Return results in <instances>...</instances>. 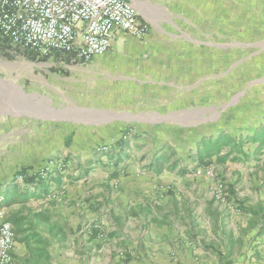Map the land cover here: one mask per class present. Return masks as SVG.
<instances>
[{
    "label": "rangeland",
    "instance_id": "374dc122",
    "mask_svg": "<svg viewBox=\"0 0 264 264\" xmlns=\"http://www.w3.org/2000/svg\"><path fill=\"white\" fill-rule=\"evenodd\" d=\"M246 1L253 8L257 5V0ZM161 2L151 12L159 27L154 24L147 40L127 36L120 49L110 50L88 66L49 65L47 61L36 62L22 54L0 51V172L24 155L35 160L45 153L48 159L59 161L63 142L55 133L93 129L94 122L104 117L92 110L109 111L105 117L113 120L102 129L109 131L112 126L129 123V133L138 141L133 153L136 157L125 163L129 166L124 171L147 169L152 157L155 159L151 162L155 163L163 156L166 168L176 164L178 171L186 172L182 173L181 186H186L196 198L197 216H202V222L203 210L199 208L205 204L215 208L211 234L217 236L215 213L221 214L225 205L238 211L243 200L248 202L250 192L264 189V162L255 159L258 153L249 143L244 146L249 157L235 151L221 163L218 158L227 155L228 149L215 152L210 158L198 155L204 142L212 144L220 136H230L236 142L249 138L262 119L264 11L260 16H245L241 25L240 17L233 15L236 9L227 0ZM236 21L238 31L232 24ZM219 46H227L222 48L228 55L226 62H220L215 55L222 50L217 49ZM190 51L198 56L197 60L191 57V64ZM200 55L207 57V65L200 64ZM189 68L198 83L195 113L187 112L189 97L180 92L189 86ZM182 90L186 92L187 88ZM50 132L52 138H45ZM120 132L119 128L116 135ZM161 138L172 143L165 139L161 142ZM121 140L111 142L121 147L126 144ZM130 154L120 157L115 151L107 153L121 164L130 160ZM194 184L196 189L192 191ZM170 187L176 189L174 185ZM2 191L0 188V194ZM0 209L6 212L15 230L17 243L33 253L45 243L42 238H30L29 232H45L52 219L34 217L28 207L6 208L1 199ZM26 261L29 263L30 259L27 257Z\"/></svg>",
    "mask_w": 264,
    "mask_h": 264
},
{
    "label": "crops",
    "instance_id": "0c3cea01",
    "mask_svg": "<svg viewBox=\"0 0 264 264\" xmlns=\"http://www.w3.org/2000/svg\"><path fill=\"white\" fill-rule=\"evenodd\" d=\"M129 1L137 8L140 19L150 24L152 33L153 27L158 25L151 12L162 0ZM227 1L228 5L236 9L233 15L240 17L241 25L245 16H260L264 11V0H257L254 8L246 0ZM232 24L237 26L236 31L240 30L239 22ZM228 25L227 20L224 26ZM240 28L242 30L243 26ZM127 36L130 35L118 33L110 50L120 49ZM192 45L197 46L196 43ZM222 48L227 46H219L217 49ZM223 52L222 49L220 54H215L220 62L228 59L227 53ZM190 53L189 64L191 57L196 60L198 57L195 51ZM199 59L200 64L207 65V57L200 55ZM43 61L49 62V65L60 64L67 67L89 65L72 64L68 58ZM196 63L197 61L194 65ZM191 72L192 69L189 68V86L182 88H187V91L181 89L180 92L181 95L189 97L187 104L183 102L187 112L195 113L198 83L195 82L197 76H191ZM207 78L205 75L203 79ZM260 114L262 119L255 132L249 133L250 136L264 126V109ZM109 122H94L93 129L88 131L85 129L70 132L61 126L65 130L58 131L55 135L63 142V147L59 149V161L63 162V167L54 168L46 176L30 175L33 170L53 160L48 159L45 153L35 160L27 155L19 157L12 165L5 167L4 172H0V188L3 191L17 173V182L22 189L30 188L28 182L31 179L43 182V187L36 190L37 194L43 196L41 199H32L11 207H28L33 210L34 217H46L48 221L52 219L46 225L45 232H29L30 238H42L45 242L38 245L35 253L24 244L16 242L12 264H264V231L260 232L263 221L246 212V208L257 211L260 206H264V189L250 192L248 202L243 200L238 211L225 205V208L220 209L221 214L216 212L219 229L217 236H213L211 232L215 208L211 204L199 208L203 210L202 222V216H197L198 208L194 202L196 198L187 191L186 186H181L184 176L180 171L164 170L158 173L150 167L154 164L151 161L155 157L147 162V169L130 168L124 171L127 166L125 163H131L136 157L133 153H136L134 150L138 141L129 133V123L112 126L108 128L109 131L102 129ZM119 128L121 132L118 136L116 133ZM28 134L30 135L29 132ZM51 134L53 133L46 134L45 138L48 135L52 138ZM164 139L165 142L172 143L166 138H161V142ZM112 140H121L126 144L122 143L123 146L119 147ZM249 145L254 146V151L258 153L255 159L264 162V144ZM100 146H109L110 149L100 152L101 156L95 155V148ZM146 149L149 151V147ZM113 151L118 155L120 153V157L131 153L130 160L121 164L117 162V158H109L107 153ZM244 156L249 157V152L245 151ZM251 157L254 158L255 155L252 154ZM66 159L68 164L65 163ZM171 185L176 186V189L170 187ZM45 189L46 192L43 191ZM190 189L194 191L196 185ZM204 192L207 196V189ZM52 195H55L54 199ZM182 209L185 211L181 212ZM27 257L30 259L29 263L26 261ZM32 258H35L34 262Z\"/></svg>",
    "mask_w": 264,
    "mask_h": 264
},
{
    "label": "built area",
    "instance_id": "2783aa9c",
    "mask_svg": "<svg viewBox=\"0 0 264 264\" xmlns=\"http://www.w3.org/2000/svg\"><path fill=\"white\" fill-rule=\"evenodd\" d=\"M121 32L138 40L151 33L129 0H0V51L36 62L68 58L72 64H90L109 52ZM61 167L63 162L51 160L30 175L46 176ZM15 244L14 228L0 209V264H12Z\"/></svg>",
    "mask_w": 264,
    "mask_h": 264
},
{
    "label": "trees",
    "instance_id": "16d2710c",
    "mask_svg": "<svg viewBox=\"0 0 264 264\" xmlns=\"http://www.w3.org/2000/svg\"><path fill=\"white\" fill-rule=\"evenodd\" d=\"M4 53V52H3ZM7 54V53H5ZM9 55V54H7ZM27 59L34 60L31 56L25 55ZM8 58H11L10 56H7ZM248 143H259L260 145L264 144V126L260 127L256 133L253 136H250L247 139H240L239 141H235L230 136H220L216 139L215 142L212 144L210 142L206 143L204 142L200 147V152L198 155L202 157L203 155L208 156L210 158L213 153H218L222 149H228L229 153L221 158H218V160L223 163L227 160V158L231 155V153L238 151V153H242L245 155L244 146ZM236 160V159H235ZM154 168L158 173L169 170L174 171L176 170V164L172 165L171 167H165V159L163 156L158 158L155 163L151 166ZM186 172H181V174ZM17 175H15L14 179L12 180L9 185L6 186L2 194H0V197H2V203L3 206L6 208H9L15 204L20 203H27L31 201L32 199H41L43 196L41 194H37V189L43 187L44 183L41 181L35 182L34 179L29 180L30 188L28 189H22V187L17 182ZM33 180V181H32ZM46 192V189L43 190ZM43 192V193H44ZM246 212L250 213L255 219L262 220L260 232L264 231V206H260L257 211H254L252 208H246Z\"/></svg>",
    "mask_w": 264,
    "mask_h": 264
},
{
    "label": "water",
    "instance_id": "95a60500",
    "mask_svg": "<svg viewBox=\"0 0 264 264\" xmlns=\"http://www.w3.org/2000/svg\"><path fill=\"white\" fill-rule=\"evenodd\" d=\"M92 112H95L96 114H99L101 116H103V120L102 121H105V122H109L110 120H113L112 118H107L105 117L106 114L110 113L109 111H100V110H92ZM74 122H81V121H78V120H73Z\"/></svg>",
    "mask_w": 264,
    "mask_h": 264
}]
</instances>
